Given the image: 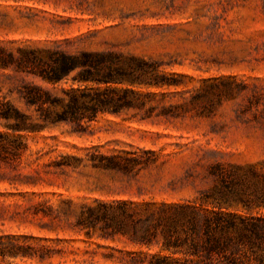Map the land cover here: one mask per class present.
<instances>
[{"label": "rangeland", "instance_id": "1", "mask_svg": "<svg viewBox=\"0 0 264 264\" xmlns=\"http://www.w3.org/2000/svg\"><path fill=\"white\" fill-rule=\"evenodd\" d=\"M55 45L72 54L158 61L182 85L138 89L163 102L152 113H99L17 134L0 120L1 133L22 136L28 146L21 157L0 162V236L48 246L53 256L9 262L133 264V256L145 262L156 253L124 235L96 230L88 239L76 229L82 206L95 200L212 203L216 188L234 183L230 198L248 206L232 210L264 217V208H256L264 198V0H0V46L17 54ZM25 84L57 97L78 87L71 78L53 85L0 69V103H13L34 123L37 112L18 91ZM201 88L208 93L193 104ZM170 105L181 107L166 116L162 107ZM95 150L131 152L143 163L129 176L102 171L87 162ZM63 156L84 161L66 167Z\"/></svg>", "mask_w": 264, "mask_h": 264}, {"label": "trees", "instance_id": "2", "mask_svg": "<svg viewBox=\"0 0 264 264\" xmlns=\"http://www.w3.org/2000/svg\"><path fill=\"white\" fill-rule=\"evenodd\" d=\"M10 67L32 73L49 84L56 85L69 78L78 84L77 88L72 86L65 91L63 97L34 84H25L19 89L27 107L35 108L38 123L32 122L31 117L13 103L1 102L0 120L10 122L8 128L14 134L38 132L46 123L79 124L85 119L94 120L99 113L121 114L129 109L152 113L163 102H156L155 94H144L138 89L182 85L176 75H167L158 61L124 58L113 52L72 54L59 45L18 49L17 54L0 46V69ZM102 86L105 88L101 89ZM204 88L194 90L197 94L193 104L206 97L208 92ZM180 107L163 106L162 111L168 116ZM27 149L22 136L0 132V162L10 155L21 157ZM83 161L74 156H63L62 165L71 167L81 165ZM87 162L96 169L127 176L143 163L131 152L105 155L98 150L89 155ZM244 183L245 180H241L239 186ZM225 186L224 189L216 188L211 196L212 203L209 200L184 203L95 200L82 206L75 228L85 231L88 239L94 237L93 231L100 230L102 237L120 234L149 250L158 249L147 256L145 262H139V258L133 256V264H264V217L233 211L241 204L248 206V202L243 198H230L234 183ZM256 208H264V198L258 201ZM52 257L48 246L36 247L21 243L15 237L0 236V264H14L8 261L11 259L45 262Z\"/></svg>", "mask_w": 264, "mask_h": 264}]
</instances>
